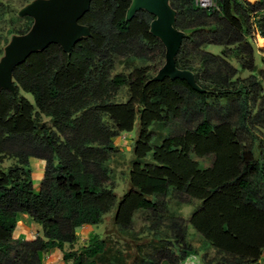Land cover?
I'll use <instances>...</instances> for the list:
<instances>
[{
  "label": "trees",
  "instance_id": "16d2710c",
  "mask_svg": "<svg viewBox=\"0 0 264 264\" xmlns=\"http://www.w3.org/2000/svg\"><path fill=\"white\" fill-rule=\"evenodd\" d=\"M17 1L23 8L34 0ZM131 2L93 0L80 21L91 36L69 54L58 44L32 54L14 70L15 94L0 93V264H43L52 249L63 253L65 264H124L109 236L95 235L75 250L78 230L107 216L120 231L138 214L159 219L172 192L198 204L188 219L172 216L169 234L150 241L152 252L139 248L129 264H179L191 254L203 264H261L264 71H258L254 41L258 34L264 40V0H215L213 11L194 0H170L177 28L188 34L177 67L191 71L203 93L184 80H154L166 49L150 31L154 16L141 11L127 20ZM9 13L16 17L10 36L26 34L33 19ZM208 45L222 46L223 55L205 51ZM232 56L240 69L229 62ZM240 70L253 74L242 79ZM180 122L188 127L169 133ZM136 124V162L119 198L108 163L115 140ZM155 125L167 133L159 145H153ZM32 158L46 162L38 193ZM20 215H29L43 237L14 239ZM189 226L203 251L188 241Z\"/></svg>",
  "mask_w": 264,
  "mask_h": 264
},
{
  "label": "water",
  "instance_id": "95a60500",
  "mask_svg": "<svg viewBox=\"0 0 264 264\" xmlns=\"http://www.w3.org/2000/svg\"><path fill=\"white\" fill-rule=\"evenodd\" d=\"M92 2L93 0H34L21 8L18 16L32 18L33 25L26 34L13 35L4 48L0 59V93L8 90L15 94L14 70L32 54L42 52L52 44L60 45L69 54L81 39L90 37V28L80 21L90 10ZM141 11L154 16L150 31L166 49L165 64L154 80H184L193 89L203 93L194 74L177 67L176 59L188 34L177 28L178 12L170 0H132L127 20L131 21Z\"/></svg>",
  "mask_w": 264,
  "mask_h": 264
},
{
  "label": "rangeland",
  "instance_id": "374dc122",
  "mask_svg": "<svg viewBox=\"0 0 264 264\" xmlns=\"http://www.w3.org/2000/svg\"><path fill=\"white\" fill-rule=\"evenodd\" d=\"M2 7L0 8V59L1 50L5 48V42L10 41L11 37L10 32L14 30V22H16V17L13 14H10V10L16 12L21 9L20 2L17 0H2ZM19 17V16H18ZM255 36L254 48L256 54V64L258 71H264V50L261 49L260 52L256 49L257 43L261 44L260 39ZM205 51L210 52L216 56H222L224 48L219 45H208L204 48ZM229 62L236 68L240 69L238 62L233 58H229ZM135 65H140L139 62L131 63L130 68ZM120 67V65L118 66ZM127 67V66H126ZM121 70H127L125 66L120 67ZM129 69V68H128ZM252 72L240 70L238 77L242 79H247L252 76ZM257 75V73H256ZM27 98L32 100V96L29 94H24ZM119 99L124 101L126 99V91H123ZM188 126L182 122L178 125L171 124L168 126L169 133H179L185 130ZM138 131V125H135V129L131 133L122 134L118 137L116 142V150L111 157V160L108 163V166L111 170V181L110 186L114 188L115 193L118 197H122L130 186V172L136 162L134 156L133 147L136 141ZM153 135V145H159L166 137L167 133L164 131L161 125H155L152 129ZM150 160H145L144 163H150ZM9 162H6L8 165ZM209 161H206V165H209ZM37 193L39 190L36 191ZM198 202L188 201L183 198H179L175 192H172L170 196L166 199V209L162 213V217L153 218L151 214H138L133 226L127 231H120L112 225V216H107L105 222L99 226H96V229H100L99 233L102 235L109 236L107 239L110 240V247L113 252H120L124 264H129L133 259V256L137 254L139 248L143 249V252H152L153 249L149 248V243L152 239L165 238L169 231L167 230L168 225L170 224V219L172 216L182 217L188 219L194 207ZM163 224V226H162ZM153 229V230H151ZM42 237V236H41ZM36 238V237H35ZM188 241L199 251H203L204 245L203 240L200 235H198L191 226L188 227ZM210 254H214L213 250L206 248ZM119 255V254H118ZM110 257V255H108ZM111 259V257H110ZM112 260L108 261L106 264H112ZM123 264V263H122Z\"/></svg>",
  "mask_w": 264,
  "mask_h": 264
},
{
  "label": "crops",
  "instance_id": "0c3cea01",
  "mask_svg": "<svg viewBox=\"0 0 264 264\" xmlns=\"http://www.w3.org/2000/svg\"><path fill=\"white\" fill-rule=\"evenodd\" d=\"M251 3H255L258 0H248ZM258 39H260L261 44L257 43L256 49L260 52L261 49L264 50V40L258 34ZM256 53V52H255ZM256 56V54H255ZM256 59V57H255ZM116 144V142H115ZM12 162H9L10 165ZM7 165V166H8ZM30 166L32 170L33 177V185L35 192L40 189L44 175H45V167L46 162L40 159L32 158L30 160ZM19 224L13 234L14 239L17 240H34L35 237H43L42 229L39 225L35 224L32 218L29 215H20L17 218ZM101 230L96 229V226H86L82 227L78 230V242L74 245L75 250L81 248L86 245L88 241L93 238L95 235H102L103 233H99ZM66 249H70V246H66ZM261 264H264V254L261 259ZM43 264H65L63 260V253L59 249H52L49 252L43 255Z\"/></svg>",
  "mask_w": 264,
  "mask_h": 264
},
{
  "label": "built area",
  "instance_id": "2783aa9c",
  "mask_svg": "<svg viewBox=\"0 0 264 264\" xmlns=\"http://www.w3.org/2000/svg\"><path fill=\"white\" fill-rule=\"evenodd\" d=\"M194 2L197 6L207 11H213L218 8L215 0H194ZM179 264H203V260L200 255L191 254L186 260Z\"/></svg>",
  "mask_w": 264,
  "mask_h": 264
}]
</instances>
